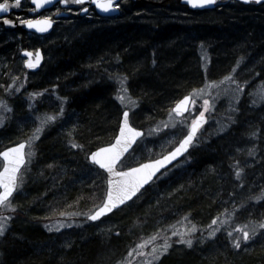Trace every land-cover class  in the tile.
<instances>
[{"label": "trees", "instance_id": "trees-1", "mask_svg": "<svg viewBox=\"0 0 264 264\" xmlns=\"http://www.w3.org/2000/svg\"><path fill=\"white\" fill-rule=\"evenodd\" d=\"M121 4L125 6L116 19H100L93 11L85 18L78 16L51 49L55 59L51 78L57 80L55 85L66 79L67 91L60 92L67 97L64 115L37 142L14 217L23 222L19 226L15 222L2 238L0 264H118L127 255L138 225L146 221L143 225L157 227V222L170 223L176 214L188 215L198 224L211 223L225 219L231 206L240 221L264 220V199H255L264 192V100L255 104L244 95L222 131L200 130L202 139L195 142L184 166L175 165L166 180L157 182V178L144 189L139 199L128 203L136 205L134 209L128 205L105 217H116L115 233H96L90 222L59 235L46 230L43 223L51 218L61 213L72 216L102 197L104 174L86 157L112 142L123 110L114 95L117 85L110 81L113 85L107 87L102 82L104 71L110 77L127 78L123 84L135 108L124 109L130 111L132 126L142 129L148 121L164 118L178 99L204 83L239 75L240 82L264 85V3L231 1L206 12H191L179 0H122ZM25 37L23 31L7 32L0 23V82L6 81L2 85L7 83L8 66L17 63L22 50L31 48L23 42ZM202 56L209 58L207 71ZM76 75L100 76V81L78 85L73 82ZM27 90L19 95L24 106L14 107L11 121L20 119L29 127L34 115L26 97L37 92L31 85ZM17 137L12 125L0 129V151ZM72 142L84 147L74 149ZM245 159L249 162L244 165ZM238 169H242L239 180ZM156 264H264V235L236 250L231 239L217 233L181 255L175 251L163 255Z\"/></svg>", "mask_w": 264, "mask_h": 264}, {"label": "rangeland", "instance_id": "rangeland-1", "mask_svg": "<svg viewBox=\"0 0 264 264\" xmlns=\"http://www.w3.org/2000/svg\"><path fill=\"white\" fill-rule=\"evenodd\" d=\"M27 2H25L26 5ZM252 4V3H251ZM255 4V3H254ZM125 6V5H124ZM124 6L120 3V9L123 10ZM121 14V12H120ZM74 16V14H73ZM86 17V15H85ZM80 17V18H85ZM76 19V18H75ZM71 20L68 22H64L61 25H57L53 29V33L48 38L41 37V38H33L31 36H27L24 39V43L27 45H36V47H40L43 51V55H45V60L43 64V69L37 73V74H29L26 68L23 66V59L20 57L17 60V63L10 64L8 67L7 74L4 75L5 80H7L6 85H2L4 82H0V120L3 121V124L0 125V129L3 127H9L12 125V132L15 133V136H18L17 140L14 141L20 142V138L24 137V140L27 143L26 147V153H30L31 155L27 156V163L25 164L26 167L24 171L19 175L22 179L23 183L18 188L17 192H15L14 196L6 202L4 205L0 207V226H3V234L0 235V242L2 241V238L8 233L9 229L13 227L15 222L16 226L22 225V220L17 218V221H15L14 217L16 213L18 212V206L20 202V197L23 195V189L24 184L26 181V174L28 173L30 169V163L36 158V147L37 142L39 139L44 136V134L47 132V130L50 129L55 123L50 124L45 128V130L40 134V138L35 141H30L29 138L33 136L36 127L39 126V121L36 120L34 115V120L29 119L28 123H30L29 127H26V124H22L20 122V119L12 120L13 115V109L14 107L23 108L24 102H22L21 99H19V95L23 96L26 95L28 92L27 87L28 85H31L34 90L38 93H42L41 95L33 98L26 97L28 101L27 105L30 104L35 105L36 115L44 116V115H57L60 111L61 105H64L66 101H62L60 98L63 96L61 93H66L67 87L63 82L66 80H59L58 85H55V82H57L56 79H53L52 72L54 69V57L51 54V49L54 46L55 42L59 39L63 38L64 35V28L70 27L76 22V20ZM90 20L91 18H87ZM92 20V19H91ZM110 20V19H109ZM61 30V31H60ZM205 56V55H203ZM204 63L203 67L204 69L208 68L209 58L203 57ZM7 67V65H6ZM6 67L5 70L7 69ZM95 72V71H94ZM117 73V72H114ZM96 74V73H95ZM104 74H106V77L103 78L102 82L107 87H110V85H117V87L114 89V95L117 102V106L120 107V110L124 108H135L134 104H132V99L127 94V92L121 91L122 87H125V84L123 86L121 85V80L118 79V77L113 74V76L110 77L109 73L104 71ZM76 79L73 80V82H77L75 84H84L85 86H92L94 83H99L100 76L96 77V75H87V76H78L76 75ZM74 77V76H73ZM72 77V78H73ZM239 75H234L233 80H222L223 83H212L211 81L209 83H204L201 87L198 89H204L203 92L197 93L193 95V98L196 100L195 105H191L190 112H188L187 115L177 116L176 114L172 113L171 118L169 116V112L166 113V116L161 119H155L148 121L145 126L140 127L139 125H135L137 128H140L144 131V137L141 139L136 145L134 150L128 154L126 157L127 163L131 166H135L137 162H141L142 159L144 160H150V159H156L158 156H161L168 152V150L172 149L186 134L189 128V124L193 121V119L199 115V112L203 110V100L209 99L212 107H210V110L205 113V116L207 118L205 129L209 130H215V131H222L226 124H228V121L230 119V116L232 115V110H234V107L237 105V103L242 102L243 96H248L247 98H250L255 102V104L261 102L264 100V85L263 84H253L250 85L249 82H240ZM31 79V80H30ZM76 80V81H75ZM247 80V79H245ZM112 81L113 84L110 83ZM45 85H53L51 88L45 87ZM64 85V86H63ZM67 85V84H66ZM99 85V84H98ZM55 86V87H54ZM63 86V87H62ZM243 88V93L239 92V88ZM40 88V90H39ZM61 88L63 90H61ZM18 89V91H17ZM61 92V93H60ZM192 94V93H191ZM123 95L125 97L124 101L121 102L120 99H118V96ZM17 96V97H16ZM109 100V98L107 97ZM60 104V105H59ZM22 105V106H21ZM104 105H106V100L104 101ZM134 105V106H133ZM6 108H11V111H7ZM107 108V107H105ZM195 108L196 111H192V109ZM137 109V108H136ZM38 110H42L43 114L39 113ZM139 121H143V116H141L140 112H137L135 114ZM57 118H60V116H57ZM232 119V116H231ZM165 124L168 126L165 127ZM33 125V127H32ZM175 125V126H173ZM84 126V125H83ZM134 126V127H135ZM83 128V127H82ZM159 129V131H153L152 135H148L149 131H152L154 129ZM202 139V135L197 138V141H200ZM195 146V144L193 145ZM192 146V147H193ZM242 151V150H240ZM240 151H237L240 153ZM249 159L244 160V165L247 164ZM188 162L187 158L179 165V168L184 166ZM0 169H1V162H0ZM95 173L96 177H98L95 169L91 168V173ZM173 170L169 168L166 172L158 176L157 182L166 180L170 175L173 174ZM104 184V182H103ZM104 190H105V184H104ZM104 190L102 193V197L100 198V201L98 203H91L87 202L86 207L79 208L82 211H79L78 213H74L72 216L69 215H61V217L58 218H51L46 223H43L44 226H46V230L49 232H52L54 234L59 235V233H62L67 228L77 227V226H83V225H89V221L87 220L88 214H90L96 207H98L103 198H104ZM129 205V204H128ZM184 205H187L186 203ZM132 209L136 207V205L132 204L129 205ZM128 207V206H126ZM125 207V208H126ZM229 210L225 216V219L222 221L217 220L216 224H212V222H208L204 220V223H196L188 216V219H184L185 215L183 214H176L174 216L175 218L170 222L166 223L161 222L159 225V222H157L155 225L150 226L149 225H143V221L141 225H138V231L137 234L132 237L131 242L128 243V246L126 249L129 251L135 250L133 252V255L131 257L127 255L124 259H119L120 262H124V264H127V261L130 260L131 264H147L148 261H151V264H156L158 261L153 259V256L150 255L152 253L153 247L157 248V254L162 251V246L164 245L165 241L172 244V247L169 248L168 254L172 251H175L177 254L181 255L183 253V250H190L194 248L196 245L204 244L205 241H208L209 239H213L215 237L210 238L208 236L209 232L213 231L214 229H220L217 233H223L226 237H228L227 233L229 231L233 232V238L235 237H241L242 239V232L235 231V229H243L245 225H248L249 227H257L258 235L259 233H264V229H259L258 225L261 222H264V220H254V219H243L239 220L238 216L234 214V211ZM86 209V210H85ZM124 209V208H123ZM237 209V207H236ZM117 211V210H116ZM117 213V212H116ZM120 215L121 213H117ZM237 216V217H236ZM116 217L112 216L110 218L105 219L104 221H97L94 222L92 225H90V229L94 230V232L99 234H112L115 233L117 230L118 225L115 221ZM198 219L197 221H199ZM35 222V221H34ZM37 223V222H35ZM220 224V225H219ZM70 225V226H69ZM221 225L230 226V228L227 230H224V228H220ZM195 226L196 231L192 232L191 229ZM51 229V230H49ZM184 233L185 239L192 238L193 239V246L192 248H188L184 244H177L175 241L179 239V236H173L172 233ZM216 233V235H217ZM155 237V239H153ZM229 238V237H228ZM231 239V238H229ZM251 241L248 242L247 245L243 244L244 246H248ZM143 245L142 248H138L137 245ZM144 253V255H138L137 253ZM166 253V254H167ZM165 255V254H164ZM162 257V256H161ZM189 260L192 259L190 255L187 256ZM161 259V258H160Z\"/></svg>", "mask_w": 264, "mask_h": 264}, {"label": "snow or ice", "instance_id": "snow-or-ice-1", "mask_svg": "<svg viewBox=\"0 0 264 264\" xmlns=\"http://www.w3.org/2000/svg\"><path fill=\"white\" fill-rule=\"evenodd\" d=\"M56 2L57 0H31V3L35 6L33 9H31V11H38L45 8V6L47 5H54ZM90 2L104 13L116 11L120 8L119 0H90ZM185 2L193 9H203L217 4V0H185ZM256 2L259 3L260 0H256ZM58 3L64 5L67 10L71 12L73 11V9L71 7H68L69 5H84L86 3V0H58ZM14 6L20 7L21 0H15ZM8 11L9 4L7 0H5L4 3H0V12L6 13ZM81 11H83L84 13H88L89 8L83 7ZM59 12L60 9L57 8V13ZM3 22L5 24L15 26L14 22L10 19L5 18ZM20 23L26 25L28 29H36L38 32L43 33L52 28L54 21L50 16H42L41 18L35 20L23 19L20 21ZM26 55L31 56L32 53L28 52L26 53ZM37 58L39 59V53H37ZM26 66L31 69L37 67V64L31 61H27ZM235 71L236 68H233L232 72L234 73ZM126 79L127 78L125 77L124 80ZM124 80H121L122 86ZM224 80H233V77L232 75H228L224 77ZM233 82L235 81L233 80ZM220 83H223V81H221ZM238 90L239 92L243 93L242 87ZM121 91L126 93L128 89L126 87H122ZM203 91L204 89H193L192 94L184 96L183 99L179 100L176 103L175 107L170 110V118L172 113H175L177 116H182L184 112H188V105L190 103L195 105L196 103L193 95ZM41 94L42 93L38 92L32 93L31 97L34 99ZM60 99L62 101H66L67 97H62ZM118 99L123 102L125 97L121 95L118 96ZM210 107H212L210 100L204 99L203 110L199 112V116L193 119L191 130L187 133V135L184 136V138L179 142V145L175 147L173 151L168 152L166 155H163L159 159H150L147 162H137L136 166H131L127 163L125 153H128L129 149H132L133 144L137 143L138 138L144 137L145 134L131 125L130 111H123L122 121L119 125V132L118 135L115 136L114 143H110L105 147H100L97 150L92 151L88 157L92 164L97 165L100 169H103L107 173L106 197L102 203V206L98 207V209L94 213L88 214V219L91 221L100 220L101 217L112 213L113 210H122V206H128L129 201L134 202V197L136 199H139L138 193L142 195L141 190L144 189L145 185L149 184V182L153 180V177H155L157 173H160L161 169H166V165L170 164L173 160H176L178 156L188 150L189 146L193 143L198 130L204 123H206L205 113L210 110ZM29 109L32 110V113L33 115H35L36 120L39 121V126L36 127L33 136L29 138L30 141L38 140L40 138V134L45 130V128L57 121V116L62 117L64 115L63 105H61L60 111L57 115H36L34 104H30ZM6 110L11 111L12 109L6 108ZM192 111H196V109L193 108ZM2 124L3 121L0 120V125ZM167 126L168 125L165 124V127ZM153 131H159V129L157 128L149 131L148 135H152ZM252 135H255V133H253ZM25 147L26 143H20L14 147H9L4 151H0V157H2L4 161L3 169L2 171H0V189H2L0 190V204L8 202L23 183L19 174L21 172L22 166H24L28 162L26 160V156L31 155L30 153H25ZM71 147L74 149H82L84 146L82 144L72 142ZM241 172L242 169H238L236 171V177L238 180L241 179ZM255 199L257 201L264 199V192H262L261 195L256 196ZM241 207H243V205H241ZM61 215H63V213H61ZM184 219H188V215H186ZM216 223L217 220L213 219L212 224ZM258 228L264 229V222H261L258 225ZM3 231V226H0V235L3 234ZM191 231H196L195 226H193ZM219 231L220 229H214L213 231L209 232L208 236L210 238L215 237L216 233ZM235 231L242 232V239L241 237L233 238L232 231H229L227 235L229 238H231V244L236 250L241 249L242 243L247 245L249 241H252L258 235L257 227H249L248 225H245L243 229H235ZM259 234L264 235V233ZM117 235H119V233H117ZM172 235L179 236V239H177L175 243L184 244L188 248H192V238L185 239L184 233L173 232ZM153 239H155V237H153ZM137 247L142 248L143 245H137ZM171 247L172 244L165 241L164 245L162 246V251L157 254V248L153 247L152 253H150V255L153 256L154 260L159 261L161 256L166 254ZM134 251L135 250L129 251L128 256L131 257ZM137 254L144 255V253L142 252ZM118 264H124V262H118ZM127 264H131V261L128 260ZM147 264H151V261H148Z\"/></svg>", "mask_w": 264, "mask_h": 264}, {"label": "water", "instance_id": "water-1", "mask_svg": "<svg viewBox=\"0 0 264 264\" xmlns=\"http://www.w3.org/2000/svg\"><path fill=\"white\" fill-rule=\"evenodd\" d=\"M121 1H122V0H119V3H120ZM231 1H234V2H240V3H242L243 5H249V3H255L256 5H260V3H264V0H260L259 3H257L256 0H247V2H246V0H217V4H216V5H214V6H209V7L203 8V9H193V8H191L190 6H188V5L186 4L185 0H179V4H181L182 6H183V5L186 6L187 9H188L189 11H191V12H195V11H196V12H206V11H213V10H216L217 8H220V7L226 6V5L229 4ZM4 2H5V1H0V3H4ZM7 2H8V4H9V11L6 12V13H4V12H0V23L2 24L3 28H4L7 32H8V31H9V32H19V31H23V32L26 33V34H28V35H32V36H35V37H37V38L46 37V36H49V35L52 34V31H53V29H54V27H55V25H56V21H55V20H56V19H61V18L67 16V14H66L67 8H66L64 5L59 4V3H58V0H57V2H56L54 5H47V6H45V8L40 9V10L35 11V12L31 11V9H33V8L35 7V6L31 3V0H29V7H30V9H29L28 11H24V10L22 9V3H23V0H21V6H20V7H15V6H14L15 0H12V1L7 0ZM55 6H58L59 9L62 10V12L54 16V20H53L54 23H53V26H52V28H50L47 32H43V33H41V32H38L36 29H28L26 25L20 23L21 20H19V21L17 20V18H19V16H21L22 14H26V15L29 17V19H33V20H35V19H39V18L42 17L41 15H42L43 13H45V12L51 10V8H52V7H55ZM68 7H71V8H72L73 10H75V11H79V17H85V15L87 14V13H84L83 11H81V9H82L83 7H88V8L90 7V8L93 9L95 15H96L98 18H100V19H106V20H107V19H116V18L120 15V12H121V10H120V8H119V9L116 10V11H110V12H108V13H104V12L100 11L98 8H96V6H95L94 4H92V3L90 2V0H86V3H85L84 5H69ZM5 18L12 20V21L14 22V25H15V26L5 24V23L3 22V20H4ZM28 52H31L32 55H31V56L26 55V53H28ZM37 53H39V59L37 58ZM20 56H21L22 59H23V66L26 68V70L28 71L29 74H37V73H39V72L43 69V64H44V60H45V55H43V51H42V49H41L40 47L36 48V49L33 50V51H32V50H31V51H30V50H22V51L20 52ZM27 61H31V62H33V63H36V64H37V67L29 69V68L26 66V62H27ZM187 95H189V94H187ZM181 99H183V97L180 98V99H178L177 102H178L179 100H181ZM177 102L174 103V105L172 106V108L175 107V105H176ZM190 105H191V103L188 105V108L190 107ZM172 108H171V109H172ZM125 110H128V109H123L122 112H121V114H120V120H119V123H118V127H117L118 130H117V132H116V135H118V132H119V125H120V123H121V121H122V114H123V111H125ZM187 113H188V112H184L183 115H187ZM198 116H199V115H198ZM196 117H197V116H196ZM196 117H195V118H196ZM195 118H194V119H195ZM205 118H206V116H205ZM206 121H207V120H206ZM130 123H131V119H130ZM191 124H192V122L189 124L188 131L186 132L185 135H187V133L191 130ZM131 125H132V124H131ZM204 126H206V123H204V124L202 125V127L198 130L197 134L200 132V130H201ZM135 128H136L137 130H139V131H141V132L144 133V131H143L142 129L137 128V127H135ZM116 135H115V136H116ZM185 135H184V136H185ZM115 136L112 138L113 140H112L111 143H114V141H115ZM183 138H184V137H183ZM183 138H182V139H183ZM196 138H197V135H196V137L194 138L193 142L196 140ZM141 139H143V137H142V138H138L137 143H138ZM182 139H181V140H182ZM181 140H180V141H181ZM180 141H179V142H180ZM179 142H178V144L175 145L172 149L168 150V152L173 151V150L175 149V147H177V146L179 145ZM20 143H26V141L24 140V141H20V142L13 143V145H10V146H8V147L2 148L1 151H4V150H6V149L9 148V147H14V146H16V145H18V144H20ZM137 143L133 144L132 149H129V152H128V153H125V158L128 156V154H130V153L133 151V149L135 148V145H136ZM107 145H108V144H107ZM107 145H103V146H101V147H105V146H107ZM190 146H191V145H190ZM190 146H189L188 150H187L186 152L182 153L180 156H178V157L176 158V160H173L170 164L166 165V169H161L160 173H157V175H156L155 177H153V180L150 181L149 184L145 185L144 189H146L150 184H152V183L158 178V176H159L160 174H162L163 172L167 171V170L169 169V167H171V166H173L174 164L178 163L179 160H181L186 154H188L189 151H190V148H191ZM26 147H27V143H26ZM26 147H25V149H24L25 153H26ZM99 148H100V147H99ZM97 149H98V148L93 149V150H91V152H92V151H95V150H97ZM91 152H90V153H91ZM168 152H166V153L163 154V155H166ZM90 153H89V154L87 155V157H86L87 162H88L90 165L94 166V167H95L100 173L104 174L105 190H104V198H103L101 204L98 206V207H100V206H102V203H103V201H104V199H105V197H106V191H107V173H106L103 169H100L97 165H94V164H92V163L90 162V160H89V158H88L89 155H90ZM163 155L158 156L156 159L161 158ZM26 160H27V156H26ZM147 161H148V160H146L145 162H147ZM0 162H1V169H0V171H2V169H3V163H4L2 157H0ZM135 166H136V164H135ZM24 167H25V165L22 166V169H23ZM22 169H21V171H22ZM144 189H142L141 192H142ZM0 190H2V189H0ZM14 194H15V193H14ZM138 195H140V193H138ZM10 199H11V198H10ZM135 199H136V198L134 197L133 200H135ZM129 202H131V201H129ZM129 202H128V203H129ZM3 204H5V203H3ZM3 204H0V207H1ZM98 207H96L91 213H94V212L98 209ZM123 207H125V206H122V208H123ZM116 210H119V209H116ZM116 210H113L112 213H114ZM91 213H90V214H91ZM112 213H109V214H107L106 216H109V215H111ZM106 216L101 217L100 220L105 219ZM86 218H87V220H88L90 223H94V222L100 221V220H97V221H91V220L88 219V216H87Z\"/></svg>", "mask_w": 264, "mask_h": 264}, {"label": "flooded vegetation", "instance_id": "flooded-vegetation-1", "mask_svg": "<svg viewBox=\"0 0 264 264\" xmlns=\"http://www.w3.org/2000/svg\"><path fill=\"white\" fill-rule=\"evenodd\" d=\"M25 2H27L26 5L28 4V6L25 5ZM57 8H59V7H58V6L52 7L51 10H49V11L43 13L41 16H50V17L54 20V16L62 12V10H60V12L57 13ZM22 9H23L24 11H26V10L29 9V3H28V1H26V0L23 1V3H22ZM91 11H92V9L89 7V12H88V14H90ZM66 12H67L69 18H66V19L64 18L63 20H62V19H56V20H55V21H56V25H55V27H56L57 25H61V24H63L64 22H68V21L74 20L75 18L78 17V14H79V12H78V11H75V10H73V11H71V12H69V11L67 10ZM73 14H74V16H72ZM70 15H71V17H70ZM23 19H29V17H28L26 14H22V15L19 16V18H18V20H23ZM75 20H76V19H75ZM55 27H54V28H55ZM31 37H32V36H31ZM33 38H34V37H33ZM36 48H37L36 45H34V46L31 45V48H30L29 50H30V51H31V50L33 51V50H35ZM20 57H21V56H20ZM177 144H178V143H177ZM177 144H176V145H177ZM194 144H195V142H193L191 145H194ZM187 155H188V154H186V155H185L181 160H179V162L176 163L175 165H179L180 163H182V162L185 160V157H186ZM175 165H173L172 167H174ZM172 167H171V168H172Z\"/></svg>", "mask_w": 264, "mask_h": 264}, {"label": "bare ground", "instance_id": "bare-ground-1", "mask_svg": "<svg viewBox=\"0 0 264 264\" xmlns=\"http://www.w3.org/2000/svg\"><path fill=\"white\" fill-rule=\"evenodd\" d=\"M29 9H30V7H29ZM29 9H28V10H29ZM28 10H26V11H28ZM66 14H67V12H66ZM72 16H73V15H72ZM70 17H71V15H70ZM64 18H65V19H66V18H69L68 14H67L66 17H63V18H61V19L63 20ZM76 20H77V19H76ZM52 33H53V32H52ZM51 35H52V34H51ZM51 35H49V36H51ZM49 36H46V38H48ZM21 58H22V57H21Z\"/></svg>", "mask_w": 264, "mask_h": 264}]
</instances>
